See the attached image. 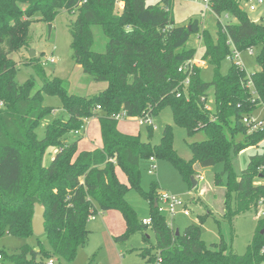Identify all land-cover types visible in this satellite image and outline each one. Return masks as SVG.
<instances>
[{
  "label": "trees",
  "instance_id": "1",
  "mask_svg": "<svg viewBox=\"0 0 264 264\" xmlns=\"http://www.w3.org/2000/svg\"><path fill=\"white\" fill-rule=\"evenodd\" d=\"M82 1L0 0V239L6 234L22 238L35 235L32 218L38 202L46 209L44 234L52 248L50 253L26 243L13 255L3 249L0 252L13 264H37V253L73 260L88 242L89 218L100 209L117 210L124 217L126 230L115 241L148 227L154 232L155 244L140 250L147 264H155L159 257L161 264H264V217L246 253L229 250L223 240L210 247L202 238L201 226L212 211L198 215L199 224L177 233L156 206V187L150 191L142 188L140 169L142 158H167L193 187L191 177L198 180L196 164L208 167L222 162L225 170L214 179L216 186L225 189L223 217L231 220L248 209H258L264 198V150L250 156L241 175L234 171L233 158L264 138V130L248 133L243 123L264 100V18L259 22L250 18L241 6L243 0H210V8L218 16L217 30L212 33L201 29L198 20L176 24L171 14L173 0L156 4L148 0ZM119 1L124 3L121 11L117 10ZM62 9L77 13L71 29L74 60L95 81L107 82L99 93L71 94L70 82L49 77L35 58L27 64L36 69L42 87L33 92L34 78L24 83L17 80V62L10 53L28 44L33 21L51 24ZM225 13L230 19L224 24L219 17ZM95 25L108 39L104 51L93 49ZM198 33L205 45L202 60L214 65V78L205 81L196 65L185 86L186 73L179 67L196 57L197 49L188 43ZM231 43L240 51L252 47L260 69L248 75L234 62L221 74V62L232 54ZM211 87L215 90L214 110L207 107ZM43 93L60 96L67 115L50 122L40 138L37 128L53 110L44 104ZM167 106L189 135L199 131L207 134L206 140L190 144V160L175 150L171 125L164 128L160 143L153 145L140 134L120 131L119 120L113 117L119 112L129 117L153 116ZM92 116H101L103 145L76 156L83 138L77 131ZM150 128L151 134L154 127ZM71 133L79 134L78 138L69 141ZM239 134L243 139L237 141ZM50 147L55 154L46 165L43 157ZM118 168L127 182L119 178ZM131 188L149 201L151 224H144L127 201ZM30 253L32 259H28Z\"/></svg>",
  "mask_w": 264,
  "mask_h": 264
},
{
  "label": "rangeland",
  "instance_id": "2",
  "mask_svg": "<svg viewBox=\"0 0 264 264\" xmlns=\"http://www.w3.org/2000/svg\"><path fill=\"white\" fill-rule=\"evenodd\" d=\"M161 0H148L149 4H156ZM256 10H251L249 2L242 1L241 6L248 13L249 17L259 22L264 13V5L260 6L256 0ZM122 3L118 2L117 10L121 11ZM171 14L176 24H188L190 20H198L201 29H208L215 33L218 27V16L211 8H206L202 0H173L171 6ZM227 14H222L220 20L225 24L230 18ZM77 17V13H70L66 9H62L56 19L50 24L46 21H33L28 44L21 51L10 53V57L17 62V80L24 83L29 78H34L35 87L33 92L40 89L43 80L37 73L33 65L27 64L31 58L44 69L49 77H59L70 82V93L91 96L107 87L105 81H95L93 77L84 72L83 67L74 60V50L71 45L73 22ZM95 34V43L93 49L104 51L107 37L103 34L102 28L98 25L92 27ZM197 49L196 57L202 61L200 64L201 77L205 81H212L214 78V65L210 62L202 60L205 53V45L200 33L192 35L188 43ZM35 51L34 57L30 54ZM242 52V62L245 66L247 74H252L260 69V65L256 59V55H250L247 51ZM54 57L55 62L48 61V58ZM235 60L227 57L221 62L220 73L226 74ZM237 62V61H236ZM215 90L211 87L208 90L207 107L215 109ZM43 102L46 106L53 108L52 112L44 116L37 128L40 138L44 137L47 125L55 118H61L67 115L63 108L62 99L58 95L43 93ZM254 118L264 117V104L260 105L252 115ZM101 116H92L85 121V127L81 134L83 138L79 140L76 156L86 150H94L102 147L101 134ZM154 128L150 134V126L148 124H140L141 117H126L118 122V128L125 134L138 135L144 141H151L153 145L159 144L162 138L164 128L171 125L173 129V146L177 153L186 160L192 158L190 144L200 142L207 139L204 131H199L193 135H189L187 129L177 124L174 120L173 111L170 106L163 108L153 116ZM77 133L69 134L68 140L74 141L78 138ZM228 135H230L228 133ZM237 141L242 140V134L236 136ZM264 150V138L257 144L246 147L233 158V168L237 175H241L242 171L247 167L250 156L256 152ZM55 154L54 148L50 147L44 154V164H49ZM156 167L151 170L152 162L150 158H142L140 169L142 172L141 186L145 191H150L156 187L157 193L166 192L170 195L177 196L181 203L176 206L175 222L173 229L177 232H183L188 225L199 224L198 215L212 211L202 224V238L210 246L220 243L222 240L228 245L229 250L238 254L246 253L248 245L257 233L259 220L264 216L260 214L261 206L255 209H248L237 216L225 219L224 214V187L215 185L214 175L222 173L225 170L224 163L220 162L213 166L201 167L196 165L197 178L199 181L198 188L190 186L182 173L167 158L155 157ZM118 176L123 182H127L125 173L118 168ZM200 175V177L198 176ZM226 181V175H223ZM263 181V180H261ZM258 182V181H257ZM204 189V193L201 190ZM129 204L136 210L141 221L150 219V203L135 188H131L126 195ZM188 204L190 215L184 212V204ZM110 216L107 222L104 217ZM164 215L168 221L172 220V216L168 211ZM89 229L91 230L88 242L85 246L80 247L76 257L73 260H66L58 256H52L55 264H147V260L140 254V250L155 244L154 232L148 227L143 232H135L127 239L115 241L110 236L111 231L114 235L122 234L125 231V220L123 215L117 211L102 212L100 209L89 218ZM108 223V224H107ZM145 235L149 236V240H145ZM28 243L30 246L39 250L41 247L45 251L51 253L52 248L47 235L40 237L33 235L29 238H22L6 234L0 239V249L6 251L7 254L13 255L21 250V247ZM33 254L28 255V259H32ZM51 257L43 253H37L35 261L40 264H47Z\"/></svg>",
  "mask_w": 264,
  "mask_h": 264
},
{
  "label": "built area",
  "instance_id": "3",
  "mask_svg": "<svg viewBox=\"0 0 264 264\" xmlns=\"http://www.w3.org/2000/svg\"><path fill=\"white\" fill-rule=\"evenodd\" d=\"M85 1L86 0H83L82 2H85ZM202 1H203V3H205L206 8H210V4H209L210 0H202ZM256 1L260 6L264 5V0H256ZM119 2H122V1H119ZM247 2H249V6H250L251 10L254 11L257 9V4L253 3L254 0H248ZM226 17H228V15ZM263 18H264V13L261 16V20ZM219 19H220V17H219ZM231 45H232V54L230 55V58H232V60H235V63L238 66L245 68V66L242 62V59H241L242 52L240 50H238L234 46V44L231 43ZM247 52L250 55H253L255 53L254 49L252 47L248 48ZM48 61L55 62L56 60L54 57H50V58H48ZM200 64H203V62L198 60L197 57H195V58L189 60L188 62H186L185 64H183L181 67H179V71L186 73V78L184 79V85L185 86L189 85V83H190L191 74L193 72L194 66H196V65L199 66ZM248 86L252 88L253 82L250 81L248 83ZM180 95H181V93H178V96H180ZM263 104H264V100L260 103V105H263ZM98 109H100V106H98ZM251 115L245 116L243 118V123L247 127L248 133H254L257 131L264 130V117L263 118H254ZM113 117L116 118L117 120H120L122 118H126L129 116L126 114V112H119V113L113 115ZM140 124H148V125L154 127L153 117L150 114H146L145 116H142L140 119ZM84 127H85V125L83 126V128L80 131H77V133L82 132ZM150 160L152 162L151 170L153 171V169L156 167L155 157H151ZM179 203H181V201L179 200V198L177 196L170 195L166 192H162L159 194V202H158L159 211L163 214L165 213V211L169 212V214L172 216V220L168 221V224L172 228H173V223L175 222L176 206ZM259 206H261L260 214L264 216V198H262L259 201ZM184 212L186 215H190V213H191L190 208L188 207V204H186V203L184 204ZM143 223L149 225V224H151V219H144ZM263 251H264V248H263ZM0 264H13V263H11L9 260H7L5 255L2 252H0ZM47 264H55V259L50 258V260L48 261ZM155 264H161V258L160 257L157 259Z\"/></svg>",
  "mask_w": 264,
  "mask_h": 264
},
{
  "label": "water",
  "instance_id": "4",
  "mask_svg": "<svg viewBox=\"0 0 264 264\" xmlns=\"http://www.w3.org/2000/svg\"><path fill=\"white\" fill-rule=\"evenodd\" d=\"M35 54H36V52L32 51L30 56L34 57ZM191 180L193 182V187L195 188L198 185V180L196 179L195 176H192ZM156 206H158V203H156ZM45 213H46L45 207L37 202L35 204V207H34V214H33V218H32L33 232L37 236L43 235L46 232ZM262 232H264V229L262 230ZM177 233H179V230H177Z\"/></svg>",
  "mask_w": 264,
  "mask_h": 264
},
{
  "label": "crops",
  "instance_id": "5",
  "mask_svg": "<svg viewBox=\"0 0 264 264\" xmlns=\"http://www.w3.org/2000/svg\"><path fill=\"white\" fill-rule=\"evenodd\" d=\"M120 3H122V6H124V3H123V2H120ZM88 119H89V118H88ZM88 119H86V120L89 121ZM84 130H85V129H84ZM196 165H197V164H196ZM196 165H195V167H196ZM110 211H114V210H110ZM110 211H107V212H110ZM107 212H104V213H107ZM104 219L108 222L109 219H110V216H107V215H106V216L104 217ZM89 222H90V221H89ZM89 222H88V223H89ZM107 224H108V223H107ZM88 228H89V226H88ZM89 230H90V229H89ZM125 230H126V223H125ZM90 232H91V230H90ZM111 232H112V235H110V236H112L113 238H115V237L118 236V235H121V234L114 235V233H113L114 231H111ZM124 232H125V231H124ZM124 232H123V233H124ZM123 233H122V234H123ZM89 235H90V234H89Z\"/></svg>",
  "mask_w": 264,
  "mask_h": 264
}]
</instances>
